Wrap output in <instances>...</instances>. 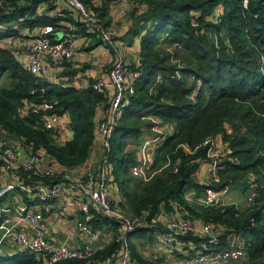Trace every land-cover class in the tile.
Masks as SVG:
<instances>
[{
	"label": "trees",
	"instance_id": "16d2710c",
	"mask_svg": "<svg viewBox=\"0 0 264 264\" xmlns=\"http://www.w3.org/2000/svg\"><path fill=\"white\" fill-rule=\"evenodd\" d=\"M135 3L126 34L139 38L138 60L125 65L127 72L138 71L139 77L134 93L125 97L105 152L111 165V183H117L131 218L141 225L130 234L147 231L144 224L156 226L159 215L176 209L199 223L218 227V241L212 246H225L227 235L237 233L245 243L241 264H264V0H246V5L243 0ZM107 4L108 0H103L98 7L89 6L98 18L90 24L76 19L61 0H6L0 7V126L25 149H41L60 166H77L88 159L95 143V124L108 98L91 85L77 88L41 81L1 42L18 36L24 27L45 24L65 34L98 35L101 41V32L108 26ZM217 8L220 13L215 21ZM62 74L74 76L70 70ZM43 103L49 108L33 111ZM27 104L31 107L22 113ZM43 113L68 117L72 137L63 145L42 126ZM227 122H231V130L226 128ZM155 123L173 126V131L155 148L148 178L136 191L131 184L137 181L130 171L135 157L126 151V142L139 139ZM208 137L220 139L219 180L201 184L196 174L206 160L207 147L202 142ZM249 177L257 182L258 195L243 212L233 204L206 207L186 198L189 191L196 193L195 199L201 198L208 187L219 191L238 185L245 190ZM48 180L32 176L26 183ZM91 211L93 229L106 225L114 233L104 249L96 252V259L118 246L119 224ZM206 240L189 232L178 234L176 244L199 246ZM129 247L131 256L140 263L158 264L139 259L133 244ZM0 264L42 262L16 247L12 253L0 252ZM58 264H91V260L66 259Z\"/></svg>",
	"mask_w": 264,
	"mask_h": 264
},
{
	"label": "built area",
	"instance_id": "2783aa9c",
	"mask_svg": "<svg viewBox=\"0 0 264 264\" xmlns=\"http://www.w3.org/2000/svg\"><path fill=\"white\" fill-rule=\"evenodd\" d=\"M136 1L138 0H108L110 4L118 6H126ZM5 2L6 0H0V7ZM61 2L76 19L87 24L98 21L85 1L61 0ZM243 4L246 5V0H243ZM219 13L220 8H217L213 15L215 21L218 20ZM64 25L68 24L64 23ZM88 32L93 33V30L88 29ZM19 33L18 36L2 40L1 46L11 51L16 60L41 81L73 86L66 77L62 76V73L66 64L72 63L77 55L79 43L77 35L59 36L51 24L37 25L33 28L24 27ZM101 40V48L105 51L115 50L110 31L103 30ZM138 77V71L127 72L125 60L119 55L107 69L106 75L95 78L90 84L94 91L108 98L106 114L104 117H98L95 124V143L92 150L97 144L102 145L105 152L109 150L116 119L125 102V97L134 93V84ZM30 107L31 105L27 104L21 112L26 113ZM48 108L49 104L43 103L38 107L34 106L33 111ZM40 122L45 129L52 131L54 137L64 132L60 115L43 113L40 116ZM161 126L160 123H155L153 128L159 131ZM0 131H3L1 126ZM203 145L207 147L206 160L202 166L204 179L208 184L217 182L222 159L220 139L208 137L202 142ZM40 151L42 150L25 149L22 145L15 146L7 138L0 139V171L6 179L0 186V198H5L10 193H17L20 197L14 196L8 202L0 204V245L4 239H9L16 247L40 258L42 264H58L66 259H90L91 264H133L127 235L136 232L141 225L138 226L136 218L126 216L113 206L108 195L112 186L111 165L106 157L100 164L93 167L85 162L82 163L81 173L78 178H75L70 172H58L52 166L42 164ZM147 165L146 159L142 158L138 165L131 168V173L146 181ZM32 176H44L49 180L29 185L26 180ZM66 188L74 190L76 198L82 202L75 228L83 237L90 241L98 238V232L90 224L92 209L118 222L120 242L103 257L94 259L97 249L89 243L80 249H75L66 241L54 245L48 240L49 223L44 214L51 212L52 204L63 196ZM258 189L257 182L249 177L245 189L247 202L251 203L254 200L258 195ZM227 191V187L219 191L208 187L204 195L195 199V202L206 207L223 205L221 199ZM197 223L195 219L184 216L174 209L167 213L165 229L147 224H144V227L151 230L169 251L175 249L178 234L190 232L207 238L199 246L189 245L193 251L190 257L192 264L225 262L241 264L244 261L245 243L240 235L230 233L225 239V246L214 247L212 245L218 241V227L210 222Z\"/></svg>",
	"mask_w": 264,
	"mask_h": 264
},
{
	"label": "crops",
	"instance_id": "0c3cea01",
	"mask_svg": "<svg viewBox=\"0 0 264 264\" xmlns=\"http://www.w3.org/2000/svg\"><path fill=\"white\" fill-rule=\"evenodd\" d=\"M102 2L103 0H89V2H86V4L88 6L98 7ZM135 5L137 4L132 3L126 6L112 5L109 2L107 4L106 18L108 19V26L105 28V30L110 31L112 34L115 45L114 51L107 52L101 48L102 40L100 41V38L98 39V35L93 37L80 36L82 34L79 33L75 34L79 38L77 55L75 56V59L72 63L66 64L64 70V72H69L70 70L73 73L74 76L72 78L68 77L67 75L65 76L73 86L77 88H84L89 86L95 80V78L105 76L107 69L112 65L115 58L119 55L124 58L127 64H131L138 60L139 38L126 34L132 23L130 12H132V9L135 8ZM57 6L60 7L61 4L57 3ZM55 12L56 11L54 10L51 12V14L54 15ZM66 27L70 28L72 31H75V28H73L71 25H66ZM56 33L57 35L62 36L66 32L63 30H56ZM106 107L102 112L99 113V117L105 116ZM60 117L64 132L62 135L55 136L54 139L58 145H63L72 137V133L69 128V119H67V116L60 115ZM226 128L231 130V127L229 129L227 125ZM172 131L173 126L170 125H162L159 131H156L153 127H151L150 130L144 131L139 139L128 140L126 142V151L133 153L135 157V162L131 165L130 171L132 167L138 165L140 160L144 158L148 163L146 168V171L148 172L147 169L151 164L155 148L161 143L164 137L172 133ZM4 138L9 139L15 146L21 147V141H19L18 138L8 135L4 131H0V139ZM40 154L42 155V164L50 165L58 172H70L75 178L79 177L81 173V165L72 167L60 166L55 162L54 159L49 157L45 151H40ZM105 157L104 147L100 144H97L91 151L85 163L93 167L97 164H100L102 159ZM202 168L203 167H201V169L196 174V181L204 184L206 181L204 179ZM132 176L136 178L137 182L136 184L132 183L131 187L137 191L139 189L138 186L145 181L133 174ZM5 180V177L0 171V186ZM244 191L246 192V190ZM226 194L227 192L224 196H222L223 198L221 199V204H233L240 212L245 211L251 204L247 202L246 199L244 203L236 193L229 196H226ZM108 195L116 209L123 212L128 217H132L127 210L125 199L122 196L117 183L114 182L112 184ZM14 196L20 198L18 197L17 193H10L7 195V197L3 198L0 204L8 202L9 199L13 198ZM196 196L197 195L194 191H189L186 193L187 200L191 202H195ZM81 203L82 202L80 200L78 201L76 198L74 190L69 188L64 190L63 196L52 204L51 212L44 214L49 223L47 238L54 245L66 241L72 248L80 249L83 245L89 243L95 247L97 251L103 250L104 247L113 239V230H108L106 225H103L102 227L96 226L94 230L98 232V238L92 241L80 235L75 228V222L80 215ZM159 216L160 217L155 220L157 222L155 225L163 229L167 223V215L162 214ZM7 217H9L8 214ZM158 223H160V225H158ZM197 224L200 223L198 222ZM116 233L119 234L120 231H117ZM129 243L130 245L133 244L134 250L137 251L139 259L156 262L158 264H192L190 262V257L193 254V251L189 247V245L192 244L190 242L176 244L175 249L169 251L165 248L163 243L155 237V234H153L152 231L148 229L147 231L140 232L138 234H128V248H130ZM15 248L16 246L12 244L9 239H4L0 245V252L12 253ZM188 249L192 251V254L188 251ZM130 251L131 250L129 249V252ZM107 253L108 252L105 254ZM130 257L133 264H142L140 263V260L138 261L137 258H133L131 256V252ZM222 264H231V262H225Z\"/></svg>",
	"mask_w": 264,
	"mask_h": 264
},
{
	"label": "rangeland",
	"instance_id": "374dc122",
	"mask_svg": "<svg viewBox=\"0 0 264 264\" xmlns=\"http://www.w3.org/2000/svg\"><path fill=\"white\" fill-rule=\"evenodd\" d=\"M227 127L230 129L231 127V122H227ZM236 193L240 199L245 203V199H246V192L244 191V189L238 185H230L228 187V191H227V194L226 196H229L231 194H234ZM225 195V194H224ZM223 195V196H224ZM223 198V197H222Z\"/></svg>",
	"mask_w": 264,
	"mask_h": 264
},
{
	"label": "water",
	"instance_id": "95a60500",
	"mask_svg": "<svg viewBox=\"0 0 264 264\" xmlns=\"http://www.w3.org/2000/svg\"><path fill=\"white\" fill-rule=\"evenodd\" d=\"M140 62H142V60L140 59Z\"/></svg>",
	"mask_w": 264,
	"mask_h": 264
}]
</instances>
